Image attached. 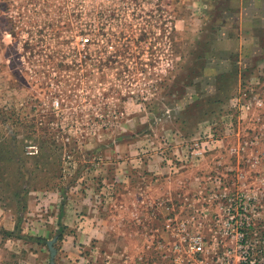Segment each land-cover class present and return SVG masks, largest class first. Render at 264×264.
Returning <instances> with one entry per match:
<instances>
[{
    "label": "rangeland",
    "instance_id": "1",
    "mask_svg": "<svg viewBox=\"0 0 264 264\" xmlns=\"http://www.w3.org/2000/svg\"><path fill=\"white\" fill-rule=\"evenodd\" d=\"M57 98L59 109H49ZM0 110L19 117L11 123L0 116V204L21 217L19 226L30 212L28 192L46 189L49 180L63 205L73 195H95L85 189L97 188V151L109 148L168 167L178 153L184 161L172 185L188 167L194 176L188 189L171 186L176 195L195 189L194 178L221 157L222 166L242 171L246 185L258 183L264 180V0H0ZM137 135L143 140L133 141ZM224 137L234 140L213 148ZM209 139L204 158L186 163L193 141ZM30 145L37 154H26ZM231 148L241 157H230ZM67 156L81 188L65 189L73 175L58 179ZM140 211L156 227L155 211Z\"/></svg>",
    "mask_w": 264,
    "mask_h": 264
},
{
    "label": "crops",
    "instance_id": "2",
    "mask_svg": "<svg viewBox=\"0 0 264 264\" xmlns=\"http://www.w3.org/2000/svg\"><path fill=\"white\" fill-rule=\"evenodd\" d=\"M214 65L218 68V61ZM223 72L228 71L219 70L215 75ZM258 73L263 74V71ZM261 121L264 124V117ZM229 139L216 140L213 148L224 147L226 142L234 140ZM139 140L143 139L138 135L133 139L135 142ZM121 152L114 148L97 151V160H101L97 164V188L85 189L86 193H89L87 190H97L92 191L95 195L78 198L72 194L73 197L63 205L59 192L53 191L49 180L46 189L36 187L28 192L30 212L23 216L20 226L21 217L17 216L18 219L15 213L6 211L0 204V264H46L47 258L49 260L46 241L57 236L59 227L62 237L61 245L56 248L55 264H133L132 259L144 242L143 234L152 222V217L140 209L150 208L151 201L175 199L177 193L169 192L171 186L188 189L189 180L194 175L188 167L172 185L174 170L159 163L161 160L145 163L140 160L146 156L139 157L136 151ZM135 160L140 161L139 165ZM70 187L81 188L76 181ZM153 189L160 193L157 197L151 195ZM43 206L48 208L40 209ZM43 212L49 216L41 219ZM25 237L45 242L24 241Z\"/></svg>",
    "mask_w": 264,
    "mask_h": 264
},
{
    "label": "built area",
    "instance_id": "3",
    "mask_svg": "<svg viewBox=\"0 0 264 264\" xmlns=\"http://www.w3.org/2000/svg\"><path fill=\"white\" fill-rule=\"evenodd\" d=\"M81 40L83 44L88 42V38ZM108 50L111 52L113 46ZM247 95L246 91L242 93L243 97ZM57 99L49 109H59ZM252 104L256 108L263 107L257 98ZM252 104L248 103L247 109ZM213 142L193 141L185 162L203 159ZM37 153L35 146L27 147V155ZM227 154L241 157L240 149L236 148H231ZM223 159L218 158L208 174L194 178L195 189L175 199L149 202L155 211L156 227L144 232V242L132 259L133 264H264V227L260 226L264 220L261 197L264 180L246 185L242 171L222 166ZM172 160L175 161L169 162L172 172L181 169L184 159L177 154ZM75 168L76 163L67 156L62 179L73 175L76 182L81 180Z\"/></svg>",
    "mask_w": 264,
    "mask_h": 264
},
{
    "label": "trees",
    "instance_id": "4",
    "mask_svg": "<svg viewBox=\"0 0 264 264\" xmlns=\"http://www.w3.org/2000/svg\"><path fill=\"white\" fill-rule=\"evenodd\" d=\"M0 116H2V117L4 116V119L10 121L11 123H16L19 120V117L16 115L15 111H13V110H9V111L0 110ZM2 122H3V120L1 121V119H0V123H2ZM1 162H3V161H1V159H0V163ZM58 179H59L60 182H62V174H61V172H60V175H59ZM75 179H76V177H73L71 179V182L68 185H64L65 189H68L69 188V185L73 184V182L75 181ZM51 187H54V184L51 185ZM58 225L60 226V224H58ZM7 234L10 235L9 233H7ZM56 234L58 236V239L57 240L60 241L61 240V237H62V235H61V227H59V230L57 231ZM35 240L37 242H40V243H44L45 242L42 239H35Z\"/></svg>",
    "mask_w": 264,
    "mask_h": 264
},
{
    "label": "water",
    "instance_id": "5",
    "mask_svg": "<svg viewBox=\"0 0 264 264\" xmlns=\"http://www.w3.org/2000/svg\"><path fill=\"white\" fill-rule=\"evenodd\" d=\"M57 236H54L51 240L46 241V246L49 252V263L50 264H55L54 259L56 256V249L54 247L55 242L57 241Z\"/></svg>",
    "mask_w": 264,
    "mask_h": 264
}]
</instances>
